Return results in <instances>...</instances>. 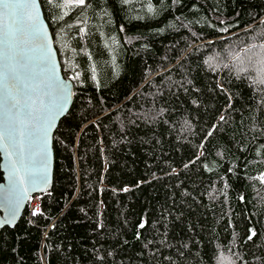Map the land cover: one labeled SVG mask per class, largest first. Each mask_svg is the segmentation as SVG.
I'll return each instance as SVG.
<instances>
[{
	"label": "trees",
	"instance_id": "16d2710c",
	"mask_svg": "<svg viewBox=\"0 0 264 264\" xmlns=\"http://www.w3.org/2000/svg\"><path fill=\"white\" fill-rule=\"evenodd\" d=\"M39 2L74 100L0 264H264V0Z\"/></svg>",
	"mask_w": 264,
	"mask_h": 264
},
{
	"label": "water",
	"instance_id": "95a60500",
	"mask_svg": "<svg viewBox=\"0 0 264 264\" xmlns=\"http://www.w3.org/2000/svg\"><path fill=\"white\" fill-rule=\"evenodd\" d=\"M73 100L39 0H0V230L50 192L53 135Z\"/></svg>",
	"mask_w": 264,
	"mask_h": 264
},
{
	"label": "built area",
	"instance_id": "2783aa9c",
	"mask_svg": "<svg viewBox=\"0 0 264 264\" xmlns=\"http://www.w3.org/2000/svg\"><path fill=\"white\" fill-rule=\"evenodd\" d=\"M30 208H29V212L31 214H33V212L35 211L36 213L39 212V199L37 197H33L29 200Z\"/></svg>",
	"mask_w": 264,
	"mask_h": 264
},
{
	"label": "snow or ice",
	"instance_id": "6c2138e0",
	"mask_svg": "<svg viewBox=\"0 0 264 264\" xmlns=\"http://www.w3.org/2000/svg\"><path fill=\"white\" fill-rule=\"evenodd\" d=\"M76 5H83L85 0H74ZM25 7H30V5H24ZM261 181L264 182V176L260 177ZM37 213L34 211L33 215H36ZM144 225L141 224L140 227H143ZM249 239H251V236L249 237Z\"/></svg>",
	"mask_w": 264,
	"mask_h": 264
},
{
	"label": "rangeland",
	"instance_id": "374dc122",
	"mask_svg": "<svg viewBox=\"0 0 264 264\" xmlns=\"http://www.w3.org/2000/svg\"><path fill=\"white\" fill-rule=\"evenodd\" d=\"M68 2H74V0H68ZM28 204H29V208H30L31 204L30 203H28Z\"/></svg>",
	"mask_w": 264,
	"mask_h": 264
}]
</instances>
